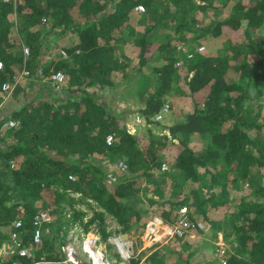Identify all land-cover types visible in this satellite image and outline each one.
<instances>
[{
	"label": "trees",
	"instance_id": "obj_1",
	"mask_svg": "<svg viewBox=\"0 0 264 264\" xmlns=\"http://www.w3.org/2000/svg\"><path fill=\"white\" fill-rule=\"evenodd\" d=\"M215 1L0 0V93L24 67L30 71L0 104V248L17 231L32 252L0 256V264H65L62 235L83 223L76 203L91 201L103 211L86 225L99 219L104 239L105 213L130 234L154 215L174 222L182 206L206 213L236 203L223 220H210L215 233L238 243L226 264H264V0L227 1L224 18H199L215 12ZM225 26L242 29L241 39ZM152 32L166 33L157 42ZM51 36L66 56L47 58ZM127 42L135 56L125 52ZM56 72L63 83L44 80ZM37 83L43 86L28 96ZM121 87L148 125L169 134L131 133L128 117L110 105ZM182 96L193 105L184 117L170 125L155 119ZM11 120L16 125H5ZM48 209L44 227L52 232L44 228L35 244L34 217ZM174 253V264H192ZM140 264H167L166 254L154 250Z\"/></svg>",
	"mask_w": 264,
	"mask_h": 264
},
{
	"label": "rangeland",
	"instance_id": "obj_2",
	"mask_svg": "<svg viewBox=\"0 0 264 264\" xmlns=\"http://www.w3.org/2000/svg\"><path fill=\"white\" fill-rule=\"evenodd\" d=\"M228 1V3L232 4L233 2L239 1V0H216L215 6L217 9L215 12L206 15L204 13H201L199 15V18H206L207 20H210L213 18V14L215 13L216 17L224 18L225 14L229 11L230 5L224 6L225 3ZM245 2H248L249 0H243ZM224 15V16H223ZM141 31H143V26H140L139 28ZM225 33L230 35L231 38L234 40H240L242 37V29L233 30L229 26H225L224 28ZM167 32V30H166ZM166 32H152L151 34L154 36V40L157 42H160L164 39V35ZM170 32V30L168 31ZM71 40V38L66 39ZM72 41V40H71ZM203 41V40H202ZM215 42V41H214ZM212 42V43H214ZM53 45V51L47 52V58L50 59L53 56H57L61 51H59L61 46V40L59 37L51 36V41ZM216 47L219 48L222 45L221 40L216 39ZM180 44V43H179ZM195 44V42H193ZM192 44V45H193ZM208 43L204 42L199 45V47L207 46ZM198 47V48H199ZM124 50L129 54L130 56H135L134 49L131 47L130 42H127L124 45ZM205 51V50H203ZM156 64V63H155ZM146 71H149L145 68ZM26 79V78H25ZM28 79V78H27ZM44 80H49V76L45 77ZM53 82V81H52ZM54 83V82H53ZM63 83V82H62ZM55 84V83H54ZM43 86V83H37L34 87V89L29 91L28 96H34L35 91H37L40 87ZM115 93L112 95L111 100V106L115 110L117 114H122L124 116H127V126L128 129L131 131V133L140 134V135H147L149 128H153L154 133L157 135H163V134H169V131L167 129H163V131H160V129L157 126L148 125L145 121L144 116H142L139 113V104H135L134 99L126 97V92L123 90V87L119 88ZM112 94V93H111ZM12 95H8L5 93H0V104H6ZM193 109L192 100L189 96H182L180 99L176 101L175 109L172 112H167L161 122L162 125H170L173 123L174 119L177 117H184L189 111ZM264 112V111H263ZM174 114V117L173 115ZM141 117V121H137V116ZM201 142L195 141L194 145L197 147L201 146ZM172 147H174L172 145ZM106 160H108L106 158ZM110 170V169H109ZM110 172V171H109ZM244 189L248 191L250 185L248 182L244 183ZM185 191L190 190V186L187 184L184 187ZM246 191V192H247ZM151 195V193H148ZM236 194H240V192H236ZM67 198L75 197L78 198L79 196L76 194H68L66 196ZM232 197V195L230 196ZM91 200H88V202ZM91 205H86L85 203H76L75 207L78 210H81L85 215L83 216V223L70 228L69 232L67 234H63L62 236L65 237L66 242H72L76 245V248L79 252V259H81V264H92L91 259L88 257L87 253L85 254L83 245L85 242V239L92 236H98V244L102 246V250L105 253V259L104 261L106 264H132L131 259L132 258H139L141 257L140 263H142L146 255L150 254L154 250L162 248V252L166 254V262L167 264H174L175 263V253L174 250L181 252L183 257H190L192 264H207V260H213V259H221L218 254L219 249V241L220 236L223 237V241L225 243L226 249H227V255L230 253L235 252L234 248L238 245L237 242H229L223 232L215 233L216 230L214 229L212 223L210 220L214 221H220L225 218L227 213H232L235 211V205L236 203H228L226 205H220L219 207L215 206H209L207 208V212H203L200 210H197L195 208H189L191 209V214L198 220H203L206 222L208 229L206 231H195L194 233L188 235L186 238L180 239V240H170L168 242H163L159 245L150 246V243L145 240V234H146V225L141 226L140 228H137L138 230L133 229L130 234L126 236L125 239L122 240L126 241L127 244H129V248L127 250V253L121 252L120 249L117 247L116 242L113 240V238L118 239L121 235H123L122 227L119 226V224L116 222V220L110 215L105 213L104 216V224L103 227L105 228L106 232L108 233V238L104 239L102 235V227L99 225V219H95L93 223L90 225H86L89 220H91L94 217V210L97 211H103L100 206L96 205L94 201H91ZM66 204V205H65ZM68 204L66 202H63V210L68 211L69 208L66 207ZM72 212L71 210L69 211ZM69 214V213H68ZM72 215V214H71ZM156 216V215H154ZM153 216V217H154ZM152 217V218H153ZM70 218V217H68ZM147 220H151V218H146ZM46 234L51 233L52 230L48 227L45 230ZM60 234L62 232L60 231ZM216 234V235H215ZM7 243V242H6ZM93 245V242L90 240L87 244V246ZM3 248V247H1ZM132 251V252H131ZM194 252V253H193ZM129 257H128V255ZM192 254V255H191ZM120 255V256H119ZM121 257V258H120ZM221 261V260H220ZM98 262H101L99 260ZM103 263V262H102ZM139 263V264H140ZM104 264V263H103Z\"/></svg>",
	"mask_w": 264,
	"mask_h": 264
},
{
	"label": "built area",
	"instance_id": "obj_3",
	"mask_svg": "<svg viewBox=\"0 0 264 264\" xmlns=\"http://www.w3.org/2000/svg\"><path fill=\"white\" fill-rule=\"evenodd\" d=\"M138 9L141 11H144V7L143 6H138ZM199 51H203L204 46L199 47L198 48ZM29 48H25V54L29 55ZM61 53L66 56V52L64 50H61ZM193 54H189V57H192ZM2 67V64L0 63V68ZM30 76V71L28 69H26L25 67L23 68V70L20 72V74L18 76H16L15 81L12 83L10 81L4 83L3 85V93L11 95L13 90L15 89V87L17 86V84L24 78V77H28ZM49 79L52 80L54 83H62L65 80V76L63 72H56V73H52L49 76ZM169 112V108L168 106H165L163 111L160 112L159 114H157L155 116L156 120H163L165 114ZM137 121H141V117L138 115L137 116ZM16 121L11 120L10 122H8L5 125H9V126H14L16 125ZM130 131V130H129ZM131 132V131H130ZM113 136L109 135L107 137V143L109 145H111L113 143ZM122 168L125 169L126 165L125 164H121ZM168 169V165L166 163H164L162 165V170H166ZM110 177H113V174L110 173L109 174ZM113 179H115V177H113ZM50 209H48L47 211H40L33 220V224H34V233H33V242L35 244L40 243L42 241V236L44 233V228H48L44 227L47 223H49L52 220V215L49 212ZM22 225V221L21 220H16L15 221V228H19ZM208 229V226L206 224L205 221L203 220H198V219H192L190 217V210L187 206H182L179 209V216L178 218L174 221V222H168L166 221L163 217L161 216H154L153 218H151L150 221L147 222L146 224V234H145V240L148 241L150 243V246H155V245H159L163 242H168L172 239H183L186 238L188 235L194 233L195 231H206ZM122 235L118 238L115 239L113 238V240L116 242L117 247L120 249L121 252L127 253V250L129 248V244L126 243V241L122 240ZM220 241H219V249L218 254L222 260L223 264H226V259L225 256H227V249L225 246V243L223 241V237L220 236ZM12 241L11 242H7L3 244V248H0V256H5V255H9V254H14L16 252H18L21 256H32V252L30 250V248L22 246L21 245V241H20V237L17 231H14L12 233ZM92 241L95 246L96 251H99L101 253V255L103 256V260L106 258L105 257V253L102 250V246L98 244V240L99 237L98 236H92V237H87L85 239L84 245H83V249H84V253L88 255V257L91 259L92 264H94L93 259L91 258V252L87 249V244L89 241ZM62 250L65 254V259H64V263L65 264H81L82 261L81 259H79V252L76 248V245L72 242H65L62 245ZM128 255V254H127ZM129 257V255H128ZM106 261V259H105ZM107 262V261H106ZM108 263V262H107Z\"/></svg>",
	"mask_w": 264,
	"mask_h": 264
},
{
	"label": "bare ground",
	"instance_id": "obj_4",
	"mask_svg": "<svg viewBox=\"0 0 264 264\" xmlns=\"http://www.w3.org/2000/svg\"><path fill=\"white\" fill-rule=\"evenodd\" d=\"M94 245H96V244L93 243V245L87 246V249L91 252V258L93 259L94 264H103V263L106 264L104 262L105 259L103 260V256L101 255V253L99 251H96ZM99 260H101V262H98Z\"/></svg>",
	"mask_w": 264,
	"mask_h": 264
},
{
	"label": "water",
	"instance_id": "obj_5",
	"mask_svg": "<svg viewBox=\"0 0 264 264\" xmlns=\"http://www.w3.org/2000/svg\"><path fill=\"white\" fill-rule=\"evenodd\" d=\"M127 235H128L127 233H124V234L122 235V238L125 239Z\"/></svg>",
	"mask_w": 264,
	"mask_h": 264
}]
</instances>
